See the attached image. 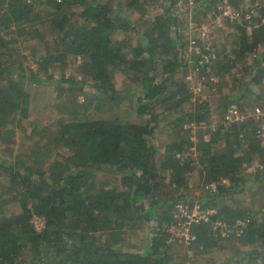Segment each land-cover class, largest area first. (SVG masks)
Wrapping results in <instances>:
<instances>
[{
    "label": "trees",
    "instance_id": "obj_1",
    "mask_svg": "<svg viewBox=\"0 0 264 264\" xmlns=\"http://www.w3.org/2000/svg\"><path fill=\"white\" fill-rule=\"evenodd\" d=\"M179 1L0 0V264H264V0ZM218 2L222 48L187 26Z\"/></svg>",
    "mask_w": 264,
    "mask_h": 264
},
{
    "label": "rangeland",
    "instance_id": "obj_2",
    "mask_svg": "<svg viewBox=\"0 0 264 264\" xmlns=\"http://www.w3.org/2000/svg\"><path fill=\"white\" fill-rule=\"evenodd\" d=\"M184 1L185 0L179 1V2H181V4L178 5L179 8H181L185 3H188L190 6H193L197 2V0H195V1L190 0L191 2H193V4H191V2L189 0L188 1L186 0L187 2H184ZM205 1L206 0H200V2H202V4H205ZM167 3L170 4L169 2H167ZM167 3H165V5H168ZM218 4H219V8L224 10L222 15L219 18L212 19V12H209V14L207 15L208 17L206 18L207 21L203 22L204 24H202V25H198L195 23L196 21H194L193 18H191V16H190L187 26L189 27L190 33L192 31L199 32L200 36L205 40L209 39L210 34L215 33L218 42L214 45L217 48H222L223 44H221V41H219L220 40L219 36L222 37V35L219 32V29H221L223 27L224 28L227 27V24H226L227 21L226 20H227V18H231L233 16V11L230 7H226L224 5H221L220 2H218ZM202 11H204V9ZM229 45L230 44H228L227 48H230ZM28 54H29V52L26 51L25 55H28ZM79 63H80V61H78V64ZM76 66L77 65H76L75 58H72V59H69V62L67 63V65L57 66V68L59 69L58 70L59 72L61 71V74L65 73L68 75L69 73L73 72V70L76 68ZM61 74L57 75V77L60 78ZM117 77H118L117 86L119 87V89H122L123 84L125 82V76L120 74ZM263 84H264V82H263ZM209 88H211V87H205V85H204V91L202 93L205 97L204 99H206L212 103H214V102L216 103V101H214V100L216 98V92L215 91H217V90H215L214 88H211V89H209ZM28 89L31 91L34 90V88H28ZM89 90H91V89L87 87L86 91L88 92ZM253 90H254V92H257L258 94H264L263 87L255 86L253 88ZM33 92L35 94V99H36V104L34 103V105L32 106V111L34 112L33 120H35V121L37 120L40 124H42L41 126H44V125L54 124L56 118H58L59 116H64V114L63 115L60 114V112L57 110L58 109L57 106L58 105L62 106L63 104H60L62 102L59 101L57 98V85H55V83L50 85V87H43L42 86V87L38 88L37 90L35 89ZM203 95H199V96H202V98H203ZM74 98H77V100H79V102H81V103H83L84 100H86V98L84 96L80 95L78 97L76 93L73 95V99ZM234 107H236V109L238 110L237 111L238 112V118L240 119V121L243 120L242 122L249 120V119L244 120L245 116L250 117V116H252L253 112L256 111L258 108H264L263 106L259 105L258 103L250 101L246 107L249 110L254 109V111L245 110V111H242L243 114H240V108H238L237 106H234ZM113 110H115V108ZM255 113H257V111ZM260 114L261 115H258V116L260 118V121L262 122L263 121L262 120L263 115H262V113H260ZM227 115H229V113ZM226 116H225V120H227ZM259 118L258 119L256 118V120H259ZM221 119L222 118L220 115H215L214 120H213L214 124L216 125L217 123H222ZM227 122H228V120H227ZM229 122H231V121H229ZM260 138L262 140V145L264 148V127H261ZM249 172H253V169H250ZM195 194L197 196L201 195L200 191H197ZM247 202L249 204L251 203V199L249 197L247 198ZM196 215H197V213H196ZM34 224L38 230H41L43 228V225H44L42 220H40V219H36L34 221ZM183 227L184 226H182V228L180 230H178V232L176 231V235L178 237L184 236L188 240L189 228H183ZM187 229H188V231H187Z\"/></svg>",
    "mask_w": 264,
    "mask_h": 264
},
{
    "label": "built area",
    "instance_id": "obj_3",
    "mask_svg": "<svg viewBox=\"0 0 264 264\" xmlns=\"http://www.w3.org/2000/svg\"><path fill=\"white\" fill-rule=\"evenodd\" d=\"M191 1H195V0H191ZM179 4H181V2H178V5ZM191 4H193V2H191ZM237 16H238L237 12L236 13L233 12V16L232 17L234 18V17H237ZM237 111L238 110L236 109V107L233 106L231 108L230 112H229V115L226 116V119L228 121H238L239 118H238V112ZM260 113L261 112L257 109V114L258 115H261ZM257 117L259 118V116H257ZM212 187L215 189V186L214 185H212ZM180 213H181V216H177L178 218L185 217V218H187L190 221H188L187 223H184V224H178V226H173L170 229V232L173 233V234H175V235H176V231L178 232V230H180L182 228V226H184L183 228H189L187 226H189L193 221H195L196 219H198L199 218V214H200L199 212L194 211V213L192 215H189L187 213V211L183 207L180 208ZM196 213H197V215H196ZM203 216H206V213H205V215L203 214ZM187 231H188V229H187ZM189 237H190V233H189Z\"/></svg>",
    "mask_w": 264,
    "mask_h": 264
}]
</instances>
